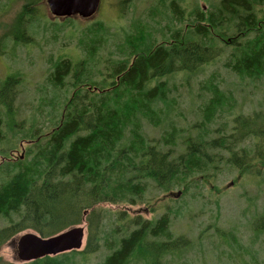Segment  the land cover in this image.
Instances as JSON below:
<instances>
[{
	"label": "trees",
	"instance_id": "obj_1",
	"mask_svg": "<svg viewBox=\"0 0 264 264\" xmlns=\"http://www.w3.org/2000/svg\"><path fill=\"white\" fill-rule=\"evenodd\" d=\"M40 1L23 4L0 36V53L33 43ZM180 3L168 0L164 24L156 7L133 25L123 34L121 55L105 59L101 70L92 66L109 29L89 23L81 42L85 58H60L52 66L49 84L66 95L51 105L45 131L35 116L17 120L20 74L0 82V249L24 231L48 238L84 225L82 250L25 264H87L103 247L98 264H163L166 255L180 257L193 247L171 232V210L144 219L103 206L145 204L152 190L182 198L193 187H214L223 169L264 172V103L243 113L234 91L221 88L213 72L200 82L204 97L187 127L177 122L181 97L175 96L177 79L181 89L190 88L217 61L235 88L264 77V0H204L206 10ZM72 19L62 21L71 25ZM249 223L255 240L264 233V213ZM0 264L11 263L0 257Z\"/></svg>",
	"mask_w": 264,
	"mask_h": 264
},
{
	"label": "rangeland",
	"instance_id": "obj_2",
	"mask_svg": "<svg viewBox=\"0 0 264 264\" xmlns=\"http://www.w3.org/2000/svg\"><path fill=\"white\" fill-rule=\"evenodd\" d=\"M26 1L0 0V36L6 32L7 26ZM118 1L100 0L98 12L92 19L75 18L71 25L51 17L46 0L38 3L37 8L42 17L33 23V43L27 47L8 45L0 53V82L10 74H20L21 83L16 99L18 121H28L35 116L37 126L45 131V125L54 115L51 105L66 95L65 92H55L49 84L52 66L60 58H85L86 52L81 42L89 23L102 21L109 29L108 43L99 52L97 63L92 66L95 70H101L105 59L111 55L115 58L121 55L123 34L131 31L138 21H144L150 11L157 7L164 21L162 24L167 22V15H170L168 0H127L123 7H119ZM180 1L181 7L188 10H193L197 4L203 10L207 9L204 0ZM154 20H159L157 13ZM213 72H216L221 88L234 91L236 106L243 113L258 110V104L264 103V77L256 82L246 80L241 87L235 88L233 84L236 80L224 71L221 61H217L192 79L190 88L181 89V81L176 80L178 93L175 96L181 97L178 99L181 112L177 117L179 125L188 127L196 119L193 110L204 97L200 82ZM1 115L0 110V118ZM221 122L218 120L211 127L216 128ZM152 134L157 137L159 132L154 131ZM13 155L16 156V153ZM213 185L200 189L193 187L182 198L165 197L162 192L151 189L145 196V204L127 207L105 205L103 208L112 212L125 211L131 217L140 216L144 219L159 217L171 210V232L174 236L187 237L193 247L180 257L166 255L163 264H264V233L254 240L249 223L255 215L264 213V172L259 176H241L233 170L223 169ZM177 191L174 189L172 192L175 194ZM3 225L0 222V227ZM25 233L35 232L24 231L1 247L0 257L4 262L23 264L17 257V242ZM85 240L86 235L83 247ZM106 253L103 247L101 252L90 257L87 264H98Z\"/></svg>",
	"mask_w": 264,
	"mask_h": 264
},
{
	"label": "water",
	"instance_id": "obj_3",
	"mask_svg": "<svg viewBox=\"0 0 264 264\" xmlns=\"http://www.w3.org/2000/svg\"><path fill=\"white\" fill-rule=\"evenodd\" d=\"M99 3L100 0H46L49 15L59 20L92 19L98 12ZM85 235L84 225L70 227L48 238H42L36 233H25L17 242L18 260L25 264L46 256L80 251L83 249Z\"/></svg>",
	"mask_w": 264,
	"mask_h": 264
}]
</instances>
